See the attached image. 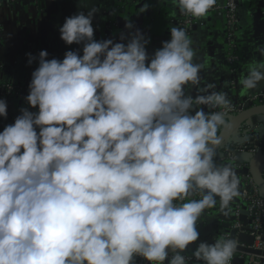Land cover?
Listing matches in <instances>:
<instances>
[{
	"label": "clouds",
	"instance_id": "clouds-1",
	"mask_svg": "<svg viewBox=\"0 0 264 264\" xmlns=\"http://www.w3.org/2000/svg\"><path fill=\"white\" fill-rule=\"evenodd\" d=\"M173 2L199 19L217 0ZM96 11L65 18L60 38L83 43V55L49 60L42 50L26 97L38 112L22 109L0 132V264H132L135 256L188 264L181 253L198 240L205 209L219 198L230 211L239 195L235 170L215 162L224 113L198 107L227 109L231 101L213 84L200 87L203 65L186 30L170 28L171 39L149 57L139 30L126 45L96 41ZM262 81L259 60L239 83L247 92ZM189 84L195 97L185 93ZM196 190L201 199L179 203ZM237 246L217 238L192 256L229 264Z\"/></svg>",
	"mask_w": 264,
	"mask_h": 264
},
{
	"label": "crops",
	"instance_id": "crops-1",
	"mask_svg": "<svg viewBox=\"0 0 264 264\" xmlns=\"http://www.w3.org/2000/svg\"><path fill=\"white\" fill-rule=\"evenodd\" d=\"M222 3L223 0H217L216 5L205 17L197 19L190 36L196 52L194 62L203 65L200 72L201 88L213 84L216 91L226 92L231 102H242L248 96L264 91V81L247 92L242 90L239 83L250 63L264 60L258 51L259 47H264V0H238L239 61L233 72L226 61L223 19L217 12ZM145 4L148 5L147 11L140 12V8ZM92 8L97 9L92 18L96 41L105 40L104 32L109 29V24L118 26L120 21H126L133 25L132 29L126 28L128 36L114 43L126 45L131 38L130 34L139 30L149 40L146 45L149 57L162 47L163 41L171 39L170 28L178 27L180 15V10L173 0H17L16 7L12 6L10 12L0 16V81L31 82L32 72L39 66V53L42 50L47 51L46 59L49 60L55 58L62 61L67 51H76L82 56L83 43L66 44L60 38L59 28L66 17L79 12L87 15ZM29 54L35 57L31 64L28 62ZM185 93L193 97L199 94L197 88L190 84L185 87ZM6 104L7 117H0V132L6 126L14 124L15 119L22 114V109L38 112V107L33 108L27 102L15 99L7 100ZM247 127L252 130L253 136L264 141V117H259L256 124L248 121L245 126L240 127L227 141L226 147L232 151L241 145L246 139ZM222 128L223 126L218 129L217 134ZM36 130L39 132V128ZM248 160L246 154L240 153L236 155V162L240 165L230 160L216 161L218 165L226 164L235 170L239 178V195L231 202L230 211L221 210L219 198L215 207L205 209L197 224L198 240L187 246L182 255H192L200 242L211 244L215 239H221L229 230L233 222V209L241 201L243 184L240 182V176L243 172L248 173ZM242 258L248 259L244 254ZM132 264H135L134 259Z\"/></svg>",
	"mask_w": 264,
	"mask_h": 264
},
{
	"label": "built area",
	"instance_id": "built-area-1",
	"mask_svg": "<svg viewBox=\"0 0 264 264\" xmlns=\"http://www.w3.org/2000/svg\"><path fill=\"white\" fill-rule=\"evenodd\" d=\"M12 6H17V0H0V16L2 17L6 12H10ZM217 12L223 19L227 50L226 61L230 65L231 72H233L239 61L238 45L236 42L239 29L238 0H223L222 5L217 8ZM179 14L177 26L178 28H184L190 37L197 24V18L182 14L181 11ZM29 84L30 82L0 81V100L7 101L15 99L20 102H27L26 97L29 94ZM248 104L251 106L263 105L264 91L253 96H248L245 101L236 103L231 102L230 107L227 109L214 108L208 113L223 112L224 119H226L227 117L235 116L245 110ZM251 131L252 130L248 127L245 128L246 141L244 140L241 145L236 146L232 151L226 147L227 143H225L217 152L215 162L230 160L240 165L236 162L237 154L243 153L249 158L259 154L264 155V141L258 140V138L251 134ZM253 132H255V130H253ZM261 166L260 170L264 177V164H261ZM240 182L243 184V188L241 189V201L233 209V222L229 230L222 235L221 239H229L230 231L236 229L238 231L237 234H246L253 238L252 245L244 246L243 244L237 243L238 246L264 252V194L254 184L248 173L243 172V174H241ZM201 197L202 193L200 190H196L184 201H180L179 203H187L191 200L201 199ZM242 216L245 217V221L243 222L240 220ZM235 240L237 241V237ZM242 254L246 255L248 259L244 260ZM172 255H170L169 258ZM185 256L189 257L188 264H203L202 261L196 260L192 255ZM235 258L242 259L245 264H264V256L250 255L237 251L234 252L229 264H233ZM134 260L135 264H151V262L146 261L141 256H135ZM261 260H263V262H261Z\"/></svg>",
	"mask_w": 264,
	"mask_h": 264
},
{
	"label": "water",
	"instance_id": "water-1",
	"mask_svg": "<svg viewBox=\"0 0 264 264\" xmlns=\"http://www.w3.org/2000/svg\"><path fill=\"white\" fill-rule=\"evenodd\" d=\"M126 21H120L118 23V26H111L108 25L109 29H107L104 32V39H111L116 42H120L121 40L125 39L126 36H128V31L126 30ZM123 37V39H122ZM245 101V99L243 100ZM233 103V102H232ZM205 112H209L213 110L214 108H209L207 106H200ZM195 114L194 112L192 113ZM259 117H264V104L263 105H256L251 106L248 104V106L243 110L242 112L236 114L235 116H230L225 119V125H223V128L219 131L217 136L221 139L220 146L216 149V153L221 149V147L227 143V141L232 138V136L235 134V132L240 128L246 125L248 121L252 124H256L259 122ZM248 174L254 184L260 189V191L264 194V177L261 173L260 166L261 164H264V155L259 154L254 157L249 158L248 160ZM241 222L245 221V217L242 216L240 218ZM237 230L233 229L230 231V238L236 239L237 237V243L243 244L244 246H250L252 245L253 238L247 236L246 234H237ZM237 252L242 253H248L250 255H261L264 256V252H259L257 250L249 249V248H243L240 246H237L236 249ZM166 252H168V255H172L174 253L171 252L170 249H166ZM263 262V260H261ZM165 263H168L166 260ZM233 264H244V261L239 258H235L233 261Z\"/></svg>",
	"mask_w": 264,
	"mask_h": 264
},
{
	"label": "rangeland",
	"instance_id": "rangeland-1",
	"mask_svg": "<svg viewBox=\"0 0 264 264\" xmlns=\"http://www.w3.org/2000/svg\"><path fill=\"white\" fill-rule=\"evenodd\" d=\"M2 22V20L0 21V23Z\"/></svg>",
	"mask_w": 264,
	"mask_h": 264
},
{
	"label": "trees",
	"instance_id": "trees-1",
	"mask_svg": "<svg viewBox=\"0 0 264 264\" xmlns=\"http://www.w3.org/2000/svg\"><path fill=\"white\" fill-rule=\"evenodd\" d=\"M237 42V41H236ZM238 43V42H237Z\"/></svg>",
	"mask_w": 264,
	"mask_h": 264
}]
</instances>
